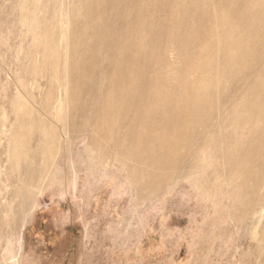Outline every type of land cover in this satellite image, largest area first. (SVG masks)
<instances>
[{
	"label": "rangeland",
	"instance_id": "rangeland-1",
	"mask_svg": "<svg viewBox=\"0 0 264 264\" xmlns=\"http://www.w3.org/2000/svg\"><path fill=\"white\" fill-rule=\"evenodd\" d=\"M90 1L0 0V264H264V0L141 3L163 101L141 131L138 108L106 109L124 71ZM45 135L23 197L44 163L14 140Z\"/></svg>",
	"mask_w": 264,
	"mask_h": 264
},
{
	"label": "bare ground",
	"instance_id": "bare-ground-1",
	"mask_svg": "<svg viewBox=\"0 0 264 264\" xmlns=\"http://www.w3.org/2000/svg\"><path fill=\"white\" fill-rule=\"evenodd\" d=\"M105 1L106 0H91L88 2L87 10L89 12L86 15L90 14V16L96 21L95 23L92 22L88 25L91 37L97 40L95 47L99 46V48L102 47V49L107 51L110 58L114 60L116 59L119 68H123L124 71L117 76V89L107 91L108 96L110 98L114 97L116 103L108 105L106 109L113 110L114 108L126 112V110L130 108H138V114L133 121L136 124V127H138L137 130L141 131L143 130V123L146 122V119L148 118L144 113L150 105L148 103L150 102L148 97L151 95L152 98L154 97L153 101L156 103V106L163 102L161 92H157L156 94H154L155 91L152 90L149 92L150 86L144 75L149 68L153 67L154 58L152 54H147L145 51L142 39L138 36L139 34H137L134 27L135 23H138V26H144L143 21H141V16H143V14H141V3L145 0H111L107 6L108 10L111 11V21L105 20L103 12L101 11H105L107 8L104 6ZM179 2H181V0ZM160 4L163 9H167L168 5L165 0L160 2ZM127 6L135 10L137 16H131L127 11L129 8H127ZM183 14L184 18L182 23L186 24V20L188 19V15H186L187 10H183ZM161 28L165 32V22H162ZM113 54L116 55L113 56ZM90 59L94 61L96 58L95 56H92ZM79 65L80 64H78V66ZM89 86L90 84L85 85V87ZM159 96H161V100L159 99ZM79 98L80 96L77 100ZM194 99L197 102L195 97ZM82 113L87 114V111L84 109ZM42 124L48 135L51 136L52 129L45 122ZM180 133L181 132H179V134ZM48 135H45L38 140V144L32 153L27 152V150L24 151V145H21L20 143L22 139L21 137L19 140H14L16 151L13 157L15 159L18 161L23 160V158L28 159L27 155L30 154L31 161L38 163L39 165L44 163L42 169L28 168V170L24 172V174H26L25 181L27 187L25 188L26 191H22L23 197L29 192L27 190H30V187L34 186L36 180L41 178L42 173L49 163L48 158L53 154V148L51 147ZM20 206L22 207V205Z\"/></svg>",
	"mask_w": 264,
	"mask_h": 264
}]
</instances>
